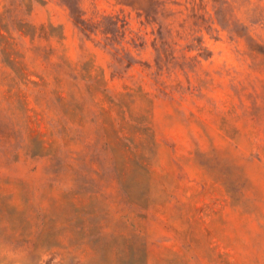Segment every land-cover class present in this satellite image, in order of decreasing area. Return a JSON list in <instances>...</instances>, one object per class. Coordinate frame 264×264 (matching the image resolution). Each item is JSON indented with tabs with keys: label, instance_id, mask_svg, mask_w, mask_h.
Segmentation results:
<instances>
[{
	"label": "rangeland",
	"instance_id": "rangeland-1",
	"mask_svg": "<svg viewBox=\"0 0 264 264\" xmlns=\"http://www.w3.org/2000/svg\"><path fill=\"white\" fill-rule=\"evenodd\" d=\"M0 264H264V0H0Z\"/></svg>",
	"mask_w": 264,
	"mask_h": 264
}]
</instances>
